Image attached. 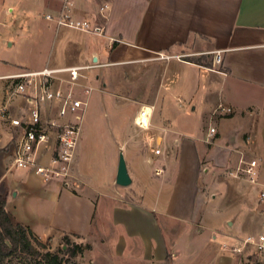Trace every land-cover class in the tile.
I'll return each mask as SVG.
<instances>
[{
	"label": "crops",
	"instance_id": "1",
	"mask_svg": "<svg viewBox=\"0 0 264 264\" xmlns=\"http://www.w3.org/2000/svg\"><path fill=\"white\" fill-rule=\"evenodd\" d=\"M72 3L76 20L104 32L48 21L63 0H0V196L12 222L52 245L68 237L96 249L112 237L133 256L150 258L144 264L263 257L231 249L264 231V0ZM77 66L88 67L78 81L86 106L64 188L11 168L9 120L32 106L11 96L5 78ZM219 105L234 114L216 115ZM146 106L149 126L140 127ZM121 155L127 187L116 183ZM251 161L255 183L239 171Z\"/></svg>",
	"mask_w": 264,
	"mask_h": 264
},
{
	"label": "built area",
	"instance_id": "2",
	"mask_svg": "<svg viewBox=\"0 0 264 264\" xmlns=\"http://www.w3.org/2000/svg\"><path fill=\"white\" fill-rule=\"evenodd\" d=\"M72 0H63V6L57 16L47 15L46 19L59 27L72 28L83 32L102 34L103 27L93 26L87 20H76L72 15ZM221 55L215 54L214 62L220 63ZM88 67L44 68L42 70H23L5 79L11 83V96L22 97L32 106L28 115L11 118L9 124L15 135V151L10 163L13 169L29 170L46 181L58 180L64 188H70L73 159L78 143L81 114L86 102L75 96L73 90L63 88L67 82L72 85L83 77L82 71ZM65 76L69 77L65 80ZM88 92V91H87ZM48 106V107H46ZM77 113L75 121L71 116ZM219 116L234 114L231 107L219 105L215 111ZM145 115L140 110L136 123L140 127L148 126L140 121ZM151 117V116H150ZM217 133L215 127L209 130V137ZM159 153V151H157ZM247 168L239 169L252 183L257 182V161L246 163ZM259 212L264 227V188L258 198ZM233 253L254 251L264 254V231L256 238H248Z\"/></svg>",
	"mask_w": 264,
	"mask_h": 264
},
{
	"label": "rangeland",
	"instance_id": "3",
	"mask_svg": "<svg viewBox=\"0 0 264 264\" xmlns=\"http://www.w3.org/2000/svg\"><path fill=\"white\" fill-rule=\"evenodd\" d=\"M96 72L97 71L95 70L92 71L93 74H95ZM68 78L69 77L65 76V80ZM62 86L67 90L72 89L73 93L78 98L85 99V95L83 94L85 89L80 86L79 82H77V84L75 85L65 82L62 84ZM80 114L83 115V112ZM76 115L77 113L73 114L70 117L71 120L75 121ZM1 198L2 197L0 196V204H1ZM29 238L32 240V244L34 245L36 250L41 254H45L46 252H51L53 254H59L61 258H67L65 256L66 250L72 248L73 244H78L79 246H81L82 253L79 254L76 258L72 259L71 264H144L145 260L150 259V258H145L142 255L138 258L133 256L132 251L131 252L125 251L123 249L122 241L116 242V240L112 239V237L105 238L101 242L97 241L96 249L93 246H91L89 241L81 242L74 238H69L68 242L63 238L59 244H55V245H52L51 242L42 243V245H39L37 244V242H35V239L32 236H30ZM99 243H101L103 247L100 246ZM97 245L100 247L98 248ZM89 246L91 247V249H88ZM117 246L118 249L115 251V248H117ZM24 259H26L25 255L23 256L22 261L20 258L15 259L14 264H25ZM33 260L34 257L28 256L26 263L33 264L34 262ZM240 261L241 264H258V263L264 264V255L263 257L258 258L256 254H252L240 258Z\"/></svg>",
	"mask_w": 264,
	"mask_h": 264
},
{
	"label": "trees",
	"instance_id": "4",
	"mask_svg": "<svg viewBox=\"0 0 264 264\" xmlns=\"http://www.w3.org/2000/svg\"><path fill=\"white\" fill-rule=\"evenodd\" d=\"M32 236L37 244L42 245L37 237L31 232V230L23 227L22 225H15L7 211L5 210V200L1 198L0 204V264H14L15 259L23 256L34 257L33 264H71L72 259L76 258L82 253L81 246L73 244L72 248L66 250L65 256L67 258H61L59 254H53L46 252L41 254L36 250L32 244V240L29 238ZM69 241L68 237L64 238ZM88 249H91L89 246ZM19 256V257H18ZM39 258H36V257ZM261 264V263H258Z\"/></svg>",
	"mask_w": 264,
	"mask_h": 264
},
{
	"label": "water",
	"instance_id": "5",
	"mask_svg": "<svg viewBox=\"0 0 264 264\" xmlns=\"http://www.w3.org/2000/svg\"><path fill=\"white\" fill-rule=\"evenodd\" d=\"M116 183L122 187L130 186L132 183L131 177L127 169L126 161L122 155L119 160Z\"/></svg>",
	"mask_w": 264,
	"mask_h": 264
},
{
	"label": "bare ground",
	"instance_id": "6",
	"mask_svg": "<svg viewBox=\"0 0 264 264\" xmlns=\"http://www.w3.org/2000/svg\"><path fill=\"white\" fill-rule=\"evenodd\" d=\"M145 115L140 117V121L144 122V124L148 125L150 121V116L152 115V109L148 106L144 108ZM149 126V125H148Z\"/></svg>",
	"mask_w": 264,
	"mask_h": 264
}]
</instances>
